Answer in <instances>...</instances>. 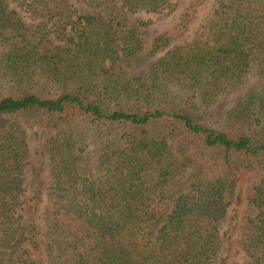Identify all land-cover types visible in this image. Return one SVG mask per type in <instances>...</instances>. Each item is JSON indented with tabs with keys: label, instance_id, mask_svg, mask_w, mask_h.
Returning a JSON list of instances; mask_svg holds the SVG:
<instances>
[{
	"label": "trees",
	"instance_id": "trees-1",
	"mask_svg": "<svg viewBox=\"0 0 264 264\" xmlns=\"http://www.w3.org/2000/svg\"><path fill=\"white\" fill-rule=\"evenodd\" d=\"M16 1L33 22L0 0V264H214L244 186L237 250L264 264V87L211 126L222 97L264 76V0H217L194 39L175 43L178 24L148 46L127 16L175 0H81L106 23L71 0ZM143 51L147 69L118 71ZM30 127L57 130L42 224L23 186Z\"/></svg>",
	"mask_w": 264,
	"mask_h": 264
},
{
	"label": "rangeland",
	"instance_id": "rangeland-1",
	"mask_svg": "<svg viewBox=\"0 0 264 264\" xmlns=\"http://www.w3.org/2000/svg\"><path fill=\"white\" fill-rule=\"evenodd\" d=\"M71 3L80 14L93 15L101 22H107L105 14L100 9L88 6L81 0H71ZM216 3L217 0H175L176 8L171 14L161 15L147 12L130 14L127 16L126 26L128 29L135 32L136 36L148 46L157 36L168 32L176 25L180 24L181 29L185 30V33L182 34V38L175 43L182 44L191 41L201 32V30L198 29L203 24L205 18L211 13ZM9 6L11 9L15 10L26 23L33 22L31 16L19 6L16 0H9ZM175 43H173V45ZM61 45L65 44L61 43ZM174 46L170 45L171 48ZM144 52L145 51L138 56L139 62H135L134 68H127L126 64H124L122 67L118 68V71L122 68L127 73L133 72L139 74L141 71L147 69V63L142 61V56H145ZM161 55L163 54L161 53L151 60H155ZM261 87H264V76L261 74H253L234 94L222 97L215 105L214 112L217 117L213 120L211 126L214 128L221 126L227 120L228 111L232 109L240 97L248 91ZM56 133V129H39L38 127L27 128V144L30 150V158L24 170L23 186L29 198H32L35 192L39 193L41 203L36 210V220L38 224H42L44 221L45 210L48 204L47 190L50 186L48 177L50 160L48 154L44 150V144ZM96 160L97 156L95 152H92L88 159L89 172L91 175L95 172L94 165ZM247 187L248 186L237 188L235 194L231 198H227L231 204L227 209L220 228L223 239L222 250L214 264H245L246 257L237 250L236 242L240 236V226L243 218L247 213ZM237 196L240 197L239 204L236 203L235 198ZM33 203L35 205L36 201H33ZM40 233H42L41 227Z\"/></svg>",
	"mask_w": 264,
	"mask_h": 264
}]
</instances>
